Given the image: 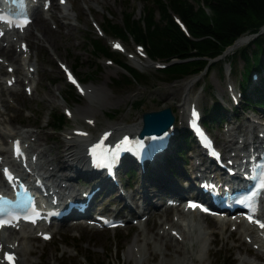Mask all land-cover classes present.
Wrapping results in <instances>:
<instances>
[{
    "label": "rangeland",
    "instance_id": "1",
    "mask_svg": "<svg viewBox=\"0 0 264 264\" xmlns=\"http://www.w3.org/2000/svg\"><path fill=\"white\" fill-rule=\"evenodd\" d=\"M65 1V5H60L58 0H54L53 2L52 6L57 4L60 6V9H56L54 13L56 20L51 19L49 15L47 21L40 19V21L45 23L47 30L53 34L54 42H50V40L47 42L40 39V37L42 38V31L41 27L37 25L36 20H34L33 24L28 28L31 36L26 37L24 41L27 43L28 50L30 51L25 55H29L30 57L27 64L32 65L30 67L34 70L32 73L33 77L30 81L25 80V83H23V81L17 82V92L11 94L3 92L0 96L1 130H19L22 132L24 131V133L30 132L34 136H39V140L35 143L33 148V150H36L39 148H55L57 145L62 146L64 137L67 136L73 128L80 127L89 131L93 136H97L100 131L109 129V127H112L113 125L129 128L135 125L138 120L142 121V113L159 111L165 108L172 109L176 116V126L181 127L179 124L183 119L180 116V113L185 111L186 108L184 110H179L177 105L182 91H180L175 98L171 97L172 95L167 97V91L177 85L182 86L185 82L191 79H196L197 83L190 90L189 97H191V99H196L194 105L198 104V107L204 112L206 109H210V106L213 104L212 102L217 101L222 108H228L225 121L228 119L231 120L234 123L233 127L240 126V128L243 129L246 124H250L249 121H247V118L251 120L250 122L255 121L256 125L258 124L257 130L264 127V111L252 110L251 108L245 109L242 106H239L238 108L233 107L234 109L229 110L231 102L227 99L226 83L230 82L235 84L237 88L239 87L241 75L244 71V63L240 58L232 64V69L230 64L225 63L223 71H221L218 68L220 65L218 63L211 72L206 73L204 71L196 77L166 82L164 78L158 76L154 72L158 67V64L150 62L144 56V52H140L137 49L135 42L131 39L122 40L120 43L126 50L125 54L114 52L116 55L115 57L119 59L120 62L127 64L133 70L148 77L146 83L140 85L134 82L126 84L124 76H128L127 73L118 68L115 64L107 65V58H96L91 53L90 47L87 48L86 39L97 40L105 47L110 48L112 43L116 42L118 39L105 33L103 30L104 25L107 22L121 24L124 13H129L134 20H138L141 16L144 4L147 3L146 1L149 2L150 0ZM187 1L193 5L197 4L195 0ZM202 8L205 10V13L209 15L208 10L203 6ZM47 14H50V11ZM99 27L102 29L103 35L97 34L96 28L99 29ZM262 33L264 32L262 31ZM18 42L19 41H16L15 44L10 47V52L8 54H5L4 50L0 49L1 60L3 59L6 61L4 64H0V84L3 86H5L4 79L12 75L7 72L8 67L6 66L11 65L12 68L15 67L12 63L11 55L17 52L15 50L18 49ZM235 50L229 51L227 54H224V56L217 59H223L225 61ZM137 52L141 53V58L136 56ZM130 57H135L137 60L140 59L142 63H148L149 66L146 65L139 70L135 66H132V60ZM76 62H78V68L75 70L74 64ZM60 66H65L72 70L73 74L79 80L84 89L86 88L90 91L95 89L98 91L100 90V92L105 94L107 99L103 98L99 101L101 106L98 109L87 106L85 104L87 103V97L84 94V96L79 95L75 89L72 93H69L67 88L68 84L64 79ZM20 68H22V65ZM23 70L25 72L26 66ZM15 75H17V73H14V76ZM26 87L31 89L30 94ZM48 93V96L54 101L52 106L47 105V99H49L47 96ZM183 96L184 94L182 97ZM1 100L7 105L8 108L6 110L2 107ZM136 102H139V104L135 105ZM65 109H69L71 115H73V113L75 114V112L80 109H83L86 115L84 118L85 122L87 120H92L94 123L92 126H88L86 123L83 124L84 122L76 124L72 121L71 117L68 119L64 115ZM59 114L63 115L65 124L59 131H54L51 126V117ZM210 129L218 142L217 144L222 148L225 147V137L223 135L225 126L214 124L210 126ZM123 131H127V129H124ZM256 132H254V135H257ZM10 139L11 138L6 139V137L0 135V145L3 144L4 140L5 145L3 144L2 147L9 149ZM30 141H32V139H30ZM235 141L236 138L231 146L235 144ZM190 150L191 157L186 155L184 159L187 164H182L183 162L178 160L172 152V168L165 165L167 168H165L163 173L170 177V179L178 180L174 172L176 169L174 168L175 162L178 167L180 165V168L185 169L187 174H189L190 169H188V167L190 161L196 158V156H194L195 150H193L192 146L190 147ZM0 156L4 155L0 154ZM47 156L51 158L53 157V154H47ZM63 160L64 159H62V162ZM58 162H61V160ZM158 163L160 164L159 166H161L163 160ZM44 165L47 171L54 168V165H50V163H45ZM61 175L63 174L59 172L58 176ZM117 177L122 185L121 190L126 196L133 193L136 189H139L142 183L140 171H137L135 176H132V178L128 180L129 182L125 181L123 170L118 171ZM121 177L124 185L121 182ZM73 181L75 186L79 187L80 183L76 180ZM153 189H156V187ZM79 194L80 191L77 192L78 196ZM117 194H119V192L114 191L108 199L105 200L104 198L102 203L98 206V209H103L110 214L118 211L117 209H121L123 203L121 202L117 204L118 201H115ZM101 198L102 195L98 196L96 199L97 201H100ZM138 198L139 197H136L132 203L135 206ZM171 198L176 199L174 197L163 196L161 199L155 198L152 203H154V205L156 204L158 208L162 210L166 206L167 199ZM109 200H113L114 203L107 206ZM113 207H115V211L111 212ZM123 211L128 212L127 209L122 208V212ZM131 212L133 214L130 216L135 215L136 217H140V215H137L138 208H135L134 212ZM167 214L170 220H164L163 218L160 220L152 217L151 212H148L149 217L146 220V227L149 228V232H145L146 230H144V226L133 227V224L127 225L122 229L101 231H95L94 229L84 226L79 228L51 227L49 228V231L52 233V239L49 242H43L37 237L36 239H33L30 244L26 242L24 243L27 247L31 245L32 252L22 260L20 257L21 262L19 264H139L137 262L139 259L133 254L135 250H138V247L141 246L144 248V245L140 242L137 244L138 247L135 246L134 248L133 245L135 244L134 241L137 236L141 239L144 235L150 237L152 233H156L163 228L164 232L168 233V228L172 226L171 221H178L182 224L180 229L185 228L184 226H186V222L179 219L175 214L174 209L167 210ZM200 219H202L199 220L201 226L209 233L207 238L208 241H211L214 238L216 241L207 246L209 250L205 248V250L207 249L209 251L207 253L206 250L205 254V256L207 255V260L205 259L202 263L194 262L193 264H245L242 262V259H245L247 264H264V259L255 258L254 255L257 251L246 244L239 232L233 227L227 228L223 236L225 242H223L218 234L219 229L215 227V220L203 216ZM173 227L181 233V230L178 227ZM0 235L8 240L11 246L16 245L17 242L14 239L16 238V235L10 230L0 233ZM172 241L178 246L183 245L176 241L174 237H172ZM239 244L242 245V249L240 250L236 249ZM160 245L158 246L159 251H156L155 247L152 245L154 253L151 255H148L145 252V257L150 259L149 264H158L162 259V252L165 248L166 252H170V248L165 246L164 243L161 246ZM244 249L249 250V253ZM144 251H146V248ZM127 252L132 253L130 260L126 258ZM153 255H155V259H153Z\"/></svg>",
    "mask_w": 264,
    "mask_h": 264
},
{
    "label": "bare ground",
    "instance_id": "2",
    "mask_svg": "<svg viewBox=\"0 0 264 264\" xmlns=\"http://www.w3.org/2000/svg\"><path fill=\"white\" fill-rule=\"evenodd\" d=\"M59 7L60 6L58 4L55 6H51L50 14H46L42 11L43 4L40 5V8L38 10H36L34 14V20H36L37 25L41 27L42 38L40 37V39L47 41V42H49L48 40H50V42L55 41L53 34H51L50 31L47 30L45 23L40 21V19H42L43 21H47L48 20L47 17L49 15L51 19L56 20L54 13H55V10L58 9ZM52 9H53V12H52ZM262 31L264 32V28L262 29ZM30 36L31 34L27 29L23 36L16 35L17 37L16 40H10V41H8V39L4 40L6 42L8 41L7 45H5V46L9 45L8 47H3L2 44L4 43V41L1 40L2 44L0 45L1 47L0 49L4 50L5 54H8L10 52V47L13 44H15L16 41H19L17 44H18V47H20V42L24 41L26 37H30ZM12 38H13V35L11 36V39ZM251 39L252 37L250 36L241 37L240 39L236 41L233 48H230L228 50V52L246 46L251 41ZM23 55H21V58H20V53L19 54L13 53L11 55V60H12V63L15 65V67H13L12 75L4 79L5 86L0 84V96L2 95L3 92H6L8 94L17 92L18 91V88L16 87L17 82L23 81V83H25V80L30 81V79L33 77L32 76L33 74L29 73V68H28L32 65L27 64V62L30 60V57L29 55L27 56H23ZM131 60H132V66H135L139 70L144 68L146 65L149 66L148 63H142L140 59L137 60L135 58H132ZM21 65H22V68H20ZM25 66H26V70L24 72L23 68ZM6 67H12V66L7 65ZM14 73H17V75L14 76ZM12 77L15 78L14 86L12 88H8L6 86V83L7 81L11 80ZM196 83H197L196 79H191L185 82L184 85L182 86L177 85L176 87H172L171 89H169V91H167V97L169 95H172L171 97L173 98H175L178 95V93L182 91L181 97L177 105L179 110H184L186 108L185 111H182L180 113V116L182 117V119L186 118L185 114L186 116L189 114V111L192 108V105H194V103L196 102V99H191V97H189L190 90L195 86ZM26 86H30V85H26ZM85 89H82L81 93L82 95L84 94L87 97L86 98L87 103L85 104L89 107H94L95 109H98L101 106V103L99 101H101L103 98L107 99V97H105V94L100 92V90L98 91L95 89V90L90 91L88 89L86 90ZM183 94L184 96L182 97ZM48 95L49 93L47 94V96ZM48 98L49 99H47V105L52 106L54 104V101L52 100L51 97L48 96ZM1 103H2V107H4V109L6 110L8 108L7 105L4 103L3 100H1ZM81 116H82V121H81ZM70 117L72 118V121L75 122L76 124H79L80 122L81 123L84 122L83 124L86 123L84 119L86 115L83 109H80L79 111L75 112V114L73 113V115L70 114ZM247 121L249 120L247 119ZM90 122H92V120H90ZM257 127H258V124L256 125V123L254 125L252 123H250L249 125L246 124L243 129H241L240 126H236V127H233V125L228 126V128L224 132V136L226 139L225 140L226 146L223 147L222 149L223 150V161L227 165V167L232 169L234 168V165L237 162L239 163L241 162L242 159L240 157V152L236 150L244 151V148L240 147L241 146L240 143L242 141H244V143L248 145V148L250 147L249 138L250 136L254 135V132H256ZM140 128H141V121L138 120L135 125L129 128L113 125L112 127H109V129H106V130H112L111 136L114 138V137L121 135L122 133H128L127 131L135 135L140 130ZM261 128L262 129L257 130L256 134L262 133V136L264 137V127H261ZM124 129H127V131H123ZM80 130H84V129L80 127L73 128L72 131L69 134H67V136L64 137L62 146L57 145L55 148H39L36 150H33V148L35 146V143L39 140V136H34L30 132L24 133V131L23 132L19 130L13 131L11 129H6L3 131L0 129V135L6 137V139L11 138L10 145L13 143L15 139H20L23 142V144L27 147L28 151L29 150L33 151L30 157L34 155L36 156V159L33 163L30 162L31 163L30 166H33L32 170L35 173L40 172L42 175L43 174L48 175V178H49L48 184L49 186L52 187V189H61L63 191L74 190V188L77 186H75L73 180H76L77 182L80 183L79 187L77 188H81L85 192H88V193H93V198L89 203V209H96L95 203H97V205L99 206L102 203L104 198L106 200L114 193V191H118L119 194H117L115 201H118L117 204L122 202L123 203L122 208L128 210V212L125 211L126 215L123 217V219L125 220L126 223H128L129 222L128 217H130V215L133 214L131 211L134 212L135 208H138L137 215H140L139 218L141 219L144 218L143 225H141V223L139 222L140 224L139 227L144 226V230H146L145 232L150 231L149 228L146 227V220L149 217L148 212L149 213L151 212L152 217L158 218L160 220H162V218L164 220L166 219L170 220L167 214V210L174 209L175 214L179 217V219H182L183 221L186 222L185 224L186 226H184L186 229L185 228L180 229L182 224L179 223L178 221L177 222L171 221L172 226L168 228V233H165L164 228H163L156 233H152L150 237L147 235H144V237L141 239V238H138L137 236L134 241L135 243L133 245L134 248L135 246L138 247L137 244L140 242L143 243L144 245V248L141 246L138 247V250H135L133 254L139 259L137 261L139 264H149L150 259H147L145 257V254L147 253L148 255H151L152 253H154L152 245L153 247H155L156 251H159L158 246L160 244L162 245L163 243L165 244V246H168L170 248V252H166V248L163 252L161 250L162 259L160 260L158 264H193L194 262L202 263L207 257V255L205 256L206 250L208 249L207 246L216 241L215 238L212 239L211 241H208L207 238H208L209 233L205 231L204 227L201 226L200 221H199V220H202L200 219L202 216L201 215L197 216L196 213H190V214L185 213L183 205L174 206V208L173 206H165L164 209L160 210V208H158L156 204L154 205V203H152L155 198L161 199L163 196L176 198V199L171 198L168 200L183 201L186 197L190 195V193H193L194 182H199L201 180L206 179L207 177L206 174L203 173L201 169V165L199 164V161L196 159H193L192 161H190V164L188 167V169H190L189 174H187L185 169L180 168V165L178 167L177 163L174 162L175 164L174 168H176L174 172L178 180L170 179V177L166 176L163 173L165 171V168H167L166 167L167 165L165 166V164H162L161 166H159L160 164L156 162L152 166L150 173L146 170L144 166V170L140 173L141 180H142L140 188L136 189L133 193L126 196L121 190L122 185L118 177H116L118 171L121 170V168L119 167L118 169H116L115 174H114V178L116 179V183H117L116 185L115 183L110 181L111 180L110 178L106 176L105 171L101 172V174L105 175L103 176L104 178L103 182L101 181L99 183L96 181L94 183H90V182L87 183L81 180V177H80L81 172L84 175H87L86 170L84 169L85 168L84 166L85 156H84V151L82 150V146L83 148H85L86 145L90 144L89 142L92 140L91 138L92 134H90L89 137L83 139L76 135L77 132ZM235 138H236L235 144L231 146ZM258 138L259 137L256 136V138H253V139L258 140ZM30 139H32V141H30ZM3 144L5 145L4 140H3ZM3 144L0 145V154L4 155L1 160V163H2L0 164L1 167L5 165H11L18 172L19 171L18 166L10 160V154H11L10 149H6L5 147H2ZM125 144H130V143L129 141H125L123 145ZM122 146L118 147L117 150L122 151L123 150ZM228 146H230V148ZM228 148L230 149V151H228L227 154H225L224 150L227 151ZM245 152H247V149L245 150ZM47 154H53V157L49 158ZM61 158L64 159L63 162ZM59 160H61V162H58ZM210 162L212 166L213 165L215 166V163L213 161H210ZM231 162L233 163V167H232ZM45 163H50V165L53 164L54 168L50 171H47L45 169V165H44ZM182 164H187V162L183 161ZM59 172H61L63 175L58 176ZM220 172H223V171L220 170ZM20 175L24 176L22 173H20ZM154 187H156V189H153ZM2 188H4V183L2 182L0 178V190ZM101 195H102V198L100 199V201H97L96 198ZM136 197H139V198L137 199L138 201H136V206H135L132 203ZM111 203H114V201L109 200V202L107 203V206L111 205ZM122 208L117 209L118 214L122 212ZM139 210H141L142 213H139L140 212ZM113 211H114V208L112 209L111 212ZM173 226L178 227L181 230V233ZM215 227L219 229L218 234L220 235L221 240L223 242H225L223 238L225 231L227 230L228 227H233L242 236L243 241L245 240L246 244H248L255 251H257V253L254 255L255 258L264 259V245L261 242L262 241L261 236L258 234V232L255 231L254 228L244 225L240 222H228L224 220H215ZM88 228L98 230L94 227H88ZM18 230L20 231L10 230L12 233L16 235V238L14 239L18 243L17 248L15 247L12 249L13 245L11 246L10 242H8V240H6L3 236L0 235V248L2 249V251L0 252L1 253L0 255H3L6 252L10 254H14L16 256L17 264H19L24 257L31 254L32 252L31 245L27 247V245L24 243L26 242L30 244L32 240L35 239L36 233L39 232V231L32 232L30 229H22V228ZM175 233L177 235H175ZM172 237H174L176 241L182 243L183 245L178 246L175 243H173ZM185 240H186V243H185ZM145 248H146V251H144ZM205 248L207 249L205 250ZM236 249L238 250L242 249V245L239 244L236 247ZM208 250H207V253L209 252ZM244 250H246V252L249 253V250L247 249H244ZM131 254L132 253L127 252L126 258L128 260L131 259ZM153 256H154L153 259H155V255ZM20 257H21V260H20ZM242 262L247 264L245 259H242ZM0 264H1V260H0Z\"/></svg>",
    "mask_w": 264,
    "mask_h": 264
},
{
    "label": "trees",
    "instance_id": "3",
    "mask_svg": "<svg viewBox=\"0 0 264 264\" xmlns=\"http://www.w3.org/2000/svg\"><path fill=\"white\" fill-rule=\"evenodd\" d=\"M146 2L138 20H134L131 14L124 13L121 24L107 22L104 25L105 33L121 40L131 39L144 47L151 60L169 63L166 68L154 71L166 82L194 77L204 71L211 72L218 63L221 71L225 63L230 64L232 69V64L240 58L244 63L239 83L242 106L245 109L264 111V34L251 39L244 48L233 51L225 61H216L242 36L260 32L264 26V0H195L196 5L187 0ZM202 6L208 10L209 15ZM173 15L184 23L187 34L175 23ZM86 40L87 48L90 47L96 58L111 59L129 73L130 78H124L126 84L146 83L147 76L120 62L109 47L97 40ZM77 68L78 62L74 64V69ZM253 73L258 76L256 82H252ZM67 88L72 93V87ZM138 104L139 102L135 103ZM204 116L207 120L204 123L208 128L212 124L220 125L225 120L224 110L216 101ZM51 118L54 131H59L65 124L63 115ZM189 140L186 130L178 135L175 141L178 159L184 160L183 151L189 147ZM131 174L133 171L126 173V178L129 179Z\"/></svg>",
    "mask_w": 264,
    "mask_h": 264
},
{
    "label": "water",
    "instance_id": "4",
    "mask_svg": "<svg viewBox=\"0 0 264 264\" xmlns=\"http://www.w3.org/2000/svg\"><path fill=\"white\" fill-rule=\"evenodd\" d=\"M252 35V37H256ZM142 129L140 135L152 132H165L174 124V116L170 108L142 114Z\"/></svg>",
    "mask_w": 264,
    "mask_h": 264
},
{
    "label": "snow or ice",
    "instance_id": "5",
    "mask_svg": "<svg viewBox=\"0 0 264 264\" xmlns=\"http://www.w3.org/2000/svg\"><path fill=\"white\" fill-rule=\"evenodd\" d=\"M262 189H264V185H262ZM190 207H196L195 205H190ZM264 226V225H262Z\"/></svg>",
    "mask_w": 264,
    "mask_h": 264
}]
</instances>
